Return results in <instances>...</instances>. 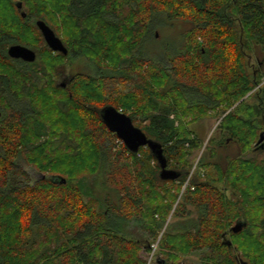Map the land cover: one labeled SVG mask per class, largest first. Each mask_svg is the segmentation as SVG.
<instances>
[{
  "label": "trees",
  "instance_id": "obj_1",
  "mask_svg": "<svg viewBox=\"0 0 264 264\" xmlns=\"http://www.w3.org/2000/svg\"><path fill=\"white\" fill-rule=\"evenodd\" d=\"M37 20L87 62L68 90L55 78L66 56ZM160 21L178 41L144 56ZM40 43L34 63L8 54ZM109 80L133 89L108 98ZM263 82L264 0H0V264H148L150 241L168 264L198 252L202 264H264V160L251 156L264 150ZM109 106L149 121L178 180L160 178L149 148H116ZM214 115L222 135L205 143L192 127ZM224 148L236 150L225 165ZM176 204L173 215L195 214L163 233Z\"/></svg>",
  "mask_w": 264,
  "mask_h": 264
},
{
  "label": "rangeland",
  "instance_id": "obj_2",
  "mask_svg": "<svg viewBox=\"0 0 264 264\" xmlns=\"http://www.w3.org/2000/svg\"><path fill=\"white\" fill-rule=\"evenodd\" d=\"M24 8H25V6H24ZM20 11H22V10H20ZM158 23H160L161 25H159V24L157 25L158 27L155 30L154 39L153 40L148 39L142 46L141 52L144 56H148L151 58L152 57L153 58H160V50H161L164 42L172 41L173 43H175L176 41H178L177 32L179 34L180 31H177V32L172 31V29H170L171 27L165 25L163 21H160ZM53 30L55 31V33L57 35L59 34L56 32L54 27H53ZM59 36H61V34ZM43 47H44V44L40 43L37 48H31V49L35 50L37 52L38 57H39L40 51L44 50ZM78 52H79V50H78ZM55 53H57V52H55ZM42 62L44 63L43 57H42L41 63ZM74 63H75V59H69L68 57H66L64 59H60L59 64H58V68H57V73L59 72L60 67H64V66L67 70H72V72H73ZM75 65H76L78 70L82 71L81 73H84L85 71L88 70L86 68L87 62L85 60H83L80 56H78V59H77ZM127 65H128L127 63L124 64L125 67H127ZM39 66H40V64H39ZM41 68H42V65H41ZM77 69L75 72L78 71ZM57 73H56V75H57ZM55 78H57V76H55ZM57 82H58V80H56V83ZM116 83H113L112 80L107 81L108 88H107L106 94H107L108 98L109 97L110 98H112V97L116 98L118 96L125 95L128 92H130V90L133 89V85L131 83H126V84H121V85H120V83H117V84ZM222 118H218L215 115L211 116L210 118L203 119L199 124L197 123V124L193 125L192 129L198 131L199 133H201L202 136H204L205 143H208V141L210 139L219 140L221 135H222V133L220 132V128H219ZM134 122H135L134 124L138 127L140 126V128L141 127L145 128L147 126V124L149 123V121L144 120L143 117H141V116H135ZM118 140H115V144H116V148L120 149L122 143H121V141H118ZM203 152H204V149L198 150L193 154L192 158H193L195 164L200 161V159L203 156ZM222 153H223V158H222L221 162L223 165L226 164L225 163L226 161L224 159V157L226 155L236 156V150H234V148L231 150L224 148V149H222ZM251 156L256 157L257 159L262 161V160H264V150H258L255 153H251ZM26 170H28V172H31V168H29V167H27ZM37 177H38V175H37ZM191 177L192 176H190V179L187 180L186 185H188V181H190L192 179ZM184 189L182 190L181 195L184 193ZM229 196H230V198H233V196H231V193H229ZM183 201H184L183 198H181V196H180L177 204L179 202L184 203ZM177 204L175 205L170 217L168 218V223L165 225V227L163 229V233L168 228L171 230H174L178 226L179 222L186 220L190 216L192 217L190 212L195 214V210H192L193 208L189 206L188 208L186 207V209H185L188 213L183 214V212H186V211L184 210V208H180L178 210L179 215H175V214L173 215V213L177 207ZM181 215H184L183 218L178 217ZM126 229L129 232H131L134 237H137V238L142 237L145 234V233H143L144 229L142 228V224L136 220L127 224ZM150 242L151 243L149 244V246L152 248V252L148 253V250L144 249L141 254H142V257L145 260H147L148 264H156V261L158 258H164L165 259L166 257L163 255L162 256L160 255L159 249L157 247L158 243H153L152 241H150ZM202 254L203 253L198 252V253H194L192 255H189L187 257H181L179 260V264H202L203 256H204Z\"/></svg>",
  "mask_w": 264,
  "mask_h": 264
},
{
  "label": "water",
  "instance_id": "obj_3",
  "mask_svg": "<svg viewBox=\"0 0 264 264\" xmlns=\"http://www.w3.org/2000/svg\"><path fill=\"white\" fill-rule=\"evenodd\" d=\"M22 6V2L17 4L19 10H22ZM26 16L27 14L22 12V17L25 18ZM37 26L46 44L53 52H63L64 54L68 53V50L64 46L62 40L45 21L39 20ZM8 54L13 59L23 60L28 63H34L37 60V53L34 50L20 44L10 46ZM244 100L245 99L241 102ZM101 114L103 122L108 129L116 134L131 152L137 153L140 148L143 147H147L151 150L152 154L160 164L161 170L159 176L162 180H178L181 177V172L168 168L167 158L164 156V150L161 143L149 139L141 128L135 126L133 119L129 115L113 106L104 108ZM258 145H260V148L264 149V133H261ZM43 178L45 179L46 176L43 175ZM62 183H66L65 178H62ZM245 225L237 224L231 229V231L233 233H238ZM231 244L232 242L228 241V245L230 246ZM243 263L248 264L246 262Z\"/></svg>",
  "mask_w": 264,
  "mask_h": 264
},
{
  "label": "flooded vegetation",
  "instance_id": "obj_4",
  "mask_svg": "<svg viewBox=\"0 0 264 264\" xmlns=\"http://www.w3.org/2000/svg\"><path fill=\"white\" fill-rule=\"evenodd\" d=\"M21 12V14H22V12L23 11H20ZM27 17V16H26ZM25 17V18H26ZM38 21L39 20H37L36 21V25H37V23H38ZM38 27V26H37ZM39 29V28H38ZM40 31V30H39ZM57 35V34H56ZM58 36V35H57ZM61 40H62V42H63V44H64V46L66 47V49L68 50V53L67 54H64L63 52H57V53H59V54H62V55H64V56H66V57H68L69 59H75V63H76V61H77V59H78V56H79V54L78 53H76L73 49H71L70 47H67L66 46V43H65V41H64V39L61 37V36H58ZM12 46V45H11ZM10 47V46H9ZM9 49V48H8ZM33 50V49H32ZM72 50V51H71ZM35 51V50H34ZM36 52V51H35ZM37 53V52H36ZM65 57V58H66ZM23 61V60H22ZM75 63H74V67H73V72H72V70H67L66 68H65V66L64 67H60V70H59V72L57 73V79L56 80H58V82H57V86L58 87H60V88H62L63 90H68L69 89V87H70V85H72L73 83H74V81L76 80V76H79V75H81V70H78L77 69V67H76V65H75ZM76 69L78 70L77 72H75L76 71ZM71 96H72V94H71ZM0 116H1V113H0ZM225 237V236H224ZM227 237V236H226ZM157 263H159V264H168V262L165 260V259H161V258H158L157 259V261H156Z\"/></svg>",
  "mask_w": 264,
  "mask_h": 264
},
{
  "label": "built area",
  "instance_id": "obj_5",
  "mask_svg": "<svg viewBox=\"0 0 264 264\" xmlns=\"http://www.w3.org/2000/svg\"><path fill=\"white\" fill-rule=\"evenodd\" d=\"M118 141H121L120 139ZM121 143L123 144V142L121 141Z\"/></svg>",
  "mask_w": 264,
  "mask_h": 264
},
{
  "label": "bare ground",
  "instance_id": "obj_6",
  "mask_svg": "<svg viewBox=\"0 0 264 264\" xmlns=\"http://www.w3.org/2000/svg\"><path fill=\"white\" fill-rule=\"evenodd\" d=\"M210 93V92H209Z\"/></svg>",
  "mask_w": 264,
  "mask_h": 264
}]
</instances>
